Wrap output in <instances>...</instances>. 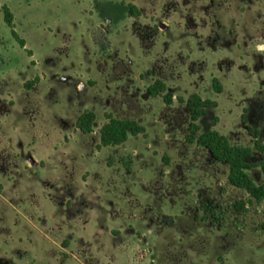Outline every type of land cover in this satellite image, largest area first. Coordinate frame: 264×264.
Wrapping results in <instances>:
<instances>
[{"label":"rangeland","instance_id":"1","mask_svg":"<svg viewBox=\"0 0 264 264\" xmlns=\"http://www.w3.org/2000/svg\"><path fill=\"white\" fill-rule=\"evenodd\" d=\"M195 93L196 137H264V0H0V264H264V201L188 141ZM108 112L146 133L98 149Z\"/></svg>","mask_w":264,"mask_h":264},{"label":"trees","instance_id":"2","mask_svg":"<svg viewBox=\"0 0 264 264\" xmlns=\"http://www.w3.org/2000/svg\"><path fill=\"white\" fill-rule=\"evenodd\" d=\"M4 21L11 28L12 36L19 42L22 47H25L26 41L16 31L14 14L8 5H3ZM39 78L36 77L25 83L27 89H31ZM214 88L216 92L219 91V85L215 80ZM148 92L152 96H162L164 102L167 104L174 103V95L167 91V85L160 79L155 80L148 87ZM178 102L185 103L192 115V123L188 141L190 143L196 142L199 146L207 147L215 160L226 163L229 167L228 179L230 182L240 188L245 189L251 200L258 203L264 201V183L258 185L250 177L248 171L255 167L261 168L264 174V137H260L259 130L247 125L250 135L253 137L252 146L234 145L229 138L216 129H211L196 137L195 132L199 130L197 120L201 111L205 107L216 105L217 102L212 99H204L200 94H193L189 100H185L182 96L177 97ZM107 121L100 128V143L97 145L98 149L104 146H119L123 145L130 136L146 133L145 127L140 125L136 120L129 118H120L114 116L112 113H106ZM96 114L91 109H85L77 118L76 129L82 133L88 134L94 130V122ZM244 124H247L243 118ZM213 125H216L214 119ZM258 152L260 158L257 161H252L254 153ZM127 168L131 170V166ZM264 230V221L262 222Z\"/></svg>","mask_w":264,"mask_h":264},{"label":"crops","instance_id":"3","mask_svg":"<svg viewBox=\"0 0 264 264\" xmlns=\"http://www.w3.org/2000/svg\"><path fill=\"white\" fill-rule=\"evenodd\" d=\"M125 144V143H124ZM259 169V168H258ZM261 169V168H260ZM259 172L258 173H260L259 175H260V182H257L255 179H254V177L251 175V173L248 171V173H249V175H250V177L254 180V182L255 183H257L258 185H260V184H263L264 183V176L262 175V173L263 172H261L260 170H258Z\"/></svg>","mask_w":264,"mask_h":264}]
</instances>
